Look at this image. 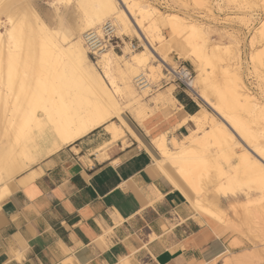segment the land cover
Instances as JSON below:
<instances>
[{
  "label": "bare ground",
  "instance_id": "bare-ground-1",
  "mask_svg": "<svg viewBox=\"0 0 264 264\" xmlns=\"http://www.w3.org/2000/svg\"><path fill=\"white\" fill-rule=\"evenodd\" d=\"M30 1L0 0V19L4 17L7 20L5 29V26L3 27L0 23V27L4 29L3 33L0 32V131L5 138L4 141H0V202L14 188L11 184V178L30 166L37 158L35 157L36 153L40 152L44 156L53 154L63 147L72 145L78 139L104 124V129L110 136L106 146L122 139L125 133L124 129L129 131V128L121 118L123 109L118 108L114 112L111 111L112 107L109 102L111 94L115 93L120 96L124 92L128 97L134 98L135 93L130 80L136 82L140 79H143L144 84L138 89L141 92L147 91L152 82L149 81L148 77L154 80L152 76L155 75L158 78L160 74L159 65L154 67L148 65L150 56H155V58L157 56L161 66L167 59L162 55H156L153 49L154 41L164 43V46L169 48L180 36H182L181 40L177 43L179 46H185L188 49V53L184 57L194 66L196 73V76L188 84L189 90L219 116L231 128L233 133L245 145L247 143L250 148L248 146L246 147L247 150L245 148V152H242L241 155H235L232 134L222 122L215 121L200 106V109L193 116L186 117L177 126V128L181 127L187 120H190L194 125V129L188 135H185L181 142L174 139L169 141L176 151L169 150L165 135L152 141V145L160 157L156 162L158 170L170 182L172 187L182 194L193 212L197 213L210 226H218L222 220V214L217 209H212L206 197L211 189L215 190V193H221L223 197H226L225 190H228V187L232 184L231 182L236 179V174L239 175V179L248 174L259 186L261 192L264 193V106L253 99L234 70H229L228 65H220V63H223L221 62L222 59H220L216 47L211 46L205 28L184 21L174 14H162L145 0H119V5L114 0H101L98 3V9L94 10L97 12L92 13L94 15L92 19L85 14L86 18L84 17V23L80 31L83 34L87 30L98 31L101 27H97L98 22L106 18L107 20L103 23L110 21L114 25L115 34L122 37L133 31L144 47V51L132 53L124 45L125 53L123 56H118L107 50L108 46H106V50L95 54V57L98 56L99 66L103 68V75L100 79L92 75L95 80L97 78L99 82H103L105 85L106 91L104 92L103 89L104 94H102L96 83L97 80L94 81L83 66H87L82 50V47L84 48L83 34L80 39L72 43L71 48L65 45L61 46L31 7ZM193 1L195 5L211 14L210 1ZM228 1L230 3L240 2L238 4H241L246 0ZM69 2L70 0H55L54 5ZM215 5L220 10L221 4L215 1ZM126 12L127 15L135 18L134 23L130 22ZM255 16L254 13L247 16L249 17L248 21L255 23L257 19ZM143 22H146L147 26L143 25ZM163 28L168 32L169 39L163 36ZM260 29H257V31ZM257 37L260 43L264 42L263 31H258ZM66 38L65 35H62L60 41L65 44ZM36 41L44 46L45 50L51 51V48H55L52 51L53 54L51 52L53 59L48 56L50 60L52 59L51 62L54 63L52 62L53 65L50 64L52 66L50 69H46V72L43 71L45 73L42 76L43 78L41 77L42 79H38L39 81L35 82L31 75L29 79L32 80L25 79L24 74H22L24 80L19 79L16 81L18 77L16 75L19 73V63L25 62L24 64H28L31 62L30 50L32 44ZM19 44L22 46H19ZM46 53L49 55V52ZM261 55L264 57V50ZM60 56L69 57L71 64L89 84L87 98H84L82 102L76 100L75 95L70 100L71 102L66 100V93H64L59 81L63 78H72L75 73L73 71L67 73L61 69L56 70L59 64L56 59L59 61ZM48 57H46L47 60ZM256 61H258L257 58ZM206 66H210V70H207ZM22 71L24 72V70ZM52 73L53 77L50 82ZM116 76L120 79L121 85L116 84ZM195 82L197 86H195ZM195 87L198 88V91L195 90ZM139 103L138 105H141ZM163 107L164 110L168 109L175 112L180 110L173 96H170L167 105ZM226 110L231 112L244 111L255 121V125L251 127L252 125H249L242 118V120H238L240 117L234 116L233 119H228L224 113ZM130 112L133 113L134 111ZM137 112H135V117L139 121L138 124L142 125L145 117ZM113 116L117 118V122L106 124ZM226 120H229V123L233 126L231 127ZM25 124L33 127L35 132L31 134L27 132L24 136L23 130L27 128L23 126ZM206 126L207 129H205ZM211 144L216 147V156L223 159L226 168L205 154ZM248 150L254 157H250L251 154L248 153ZM231 158L234 159L231 160ZM223 179L229 181L227 187L222 185L221 181ZM234 184L236 183H233V187H235ZM231 196L235 197V194ZM215 198L218 197L215 196ZM227 253L228 251L225 254L223 253L224 255L221 254L222 256L218 257L217 260H222L223 264H232L229 262L230 260L227 261L226 259ZM243 257L240 255L238 259L233 260V263L241 264L245 262V257ZM217 260L208 264H214Z\"/></svg>",
  "mask_w": 264,
  "mask_h": 264
},
{
  "label": "crops",
  "instance_id": "crops-1",
  "mask_svg": "<svg viewBox=\"0 0 264 264\" xmlns=\"http://www.w3.org/2000/svg\"><path fill=\"white\" fill-rule=\"evenodd\" d=\"M57 68L75 73L59 81L66 100L87 98L89 84L75 67ZM174 99L180 110L163 108L168 122L156 117L141 127L122 118L129 131L107 146L104 124L15 174L0 202V264H208L230 252V240L218 235L224 225L193 212L156 165L146 129L175 125L176 139L194 128L190 120L177 126L198 104L184 92Z\"/></svg>",
  "mask_w": 264,
  "mask_h": 264
},
{
  "label": "rangeland",
  "instance_id": "rangeland-1",
  "mask_svg": "<svg viewBox=\"0 0 264 264\" xmlns=\"http://www.w3.org/2000/svg\"><path fill=\"white\" fill-rule=\"evenodd\" d=\"M100 1L101 0H70L69 3L54 5L55 0H31L29 4L35 10L40 20L48 27L51 35L54 36L56 42L61 46L65 45L66 47L71 48L72 43L80 39L83 34V32L80 31V28L82 27L84 19L86 18L85 14H87L92 19V17L94 16L92 15V13L97 12L94 10L98 9V3ZM114 1L118 2L119 5V0ZM145 1H147L148 4L156 8L162 14H174L181 17L184 21H189L195 23L203 29L205 28V30H207L208 40H210L211 46L216 47L220 59H222L221 62L223 63H220V65H228V67L230 68L229 70H234L235 73L238 74L239 78L241 79L253 99L264 106V66L262 67L261 65H264V57L263 55H261L262 51L264 50V42L260 43L257 37L258 31L261 30L264 32V0H246L244 2L245 4H238L240 2L230 3L229 1L227 2V0H215L216 2H219L221 4L220 10L217 9L214 0H207L210 1L211 14L207 13L201 7L195 5V2L193 0ZM253 13L256 15L255 18L257 17V19L255 23H250L248 21L249 17L247 16L252 15ZM127 16L130 18V22L134 23L133 21H135V18L129 15ZM105 20L107 19H101L98 22L99 24L97 25V27L99 28V26H101ZM244 21L247 22L245 23ZM0 23L3 25V27L5 26L4 29L7 27L6 18L3 17L2 19H0ZM143 25L147 26L146 22H143ZM3 27H0L1 33L4 32ZM259 28L261 29L257 31V29ZM162 33L166 39H169V34L168 32H166L165 28L162 29ZM62 35H65L67 37L65 44L60 41ZM181 37L182 36L177 37V39L175 40L176 42L174 41L173 45L169 48H166L164 46V43H158L157 41H154L155 43L153 49L156 55H162L167 58H165V63L161 66L158 62L157 56L156 58L155 56H150L148 65L150 67L158 65L160 66L159 77L156 78L155 75L152 76L154 77V80L148 77L149 81L152 82L150 83L149 89L145 92H141L140 90H138V88H136L135 82L130 80V84L135 93L134 98L130 96L128 97L124 92H122L120 96L112 93L109 100V102L111 103L112 112H114L115 109L117 110L118 108H121L123 109L121 118H123L127 123L133 122L136 124H138L139 121H137L138 119L135 117V112H140L145 117L143 124H138L141 127H145L149 123L150 119L156 117H159L164 122H168V120H170L171 115L164 114L163 106L167 105V100L170 99V96L175 97L176 94L183 92V89L177 86L175 83L169 81L167 73L171 68H175L176 66L183 64L189 69L193 78L196 76L194 66L184 57V55L188 53V49L185 46H179L177 43V41L181 40ZM124 45H126L128 51L130 50L132 53L144 51L143 44L138 40L133 31L122 37H119L117 34H115L113 39L110 41L107 50L114 53L115 55L123 56V54L125 53ZM19 46L22 45L19 44ZM84 48L82 47V50L84 53L85 63H87L88 66V68H86L87 66L83 65L85 67V71L89 75L93 74L95 77L100 79L103 75V68L98 64V56L93 57L89 55L87 51H85L86 49L84 50ZM53 50H55V48H51V51H48L47 49L45 50V47L39 44L37 41L36 43H33L30 50L32 56L31 62L28 64H24L25 62L19 63L18 61L20 67L15 66L19 67V73L16 75L18 76L16 81H18L19 79H23V76L25 77V79H29L30 75L31 78H34L33 80L35 82L42 79V76L46 72V69H50L53 65V61L51 62V60L53 59ZM46 52H49V55ZM48 56H50V58L52 57V59L50 60ZM46 57H48V60ZM65 57L60 56V58H62L63 60L58 57L59 61H57L56 59V62L60 64L59 65L57 63L58 67H65V65L71 66V62L68 59L69 57ZM168 58H170L171 60H168ZM256 58L259 62L256 61ZM15 64L17 65L16 61ZM206 69L210 70V66H206ZM22 70H24V72ZM44 70L45 72H43ZM22 74L24 75L22 76ZM149 75L151 76V74ZM31 78L29 80H32ZM115 82L117 85H121V81L118 76H116ZM96 83L102 94H104L106 90L104 88L105 85L103 84V82H99L97 80ZM195 86H197L196 82ZM195 90L198 91V88L195 87ZM184 92L190 99L198 104V110L201 106L215 119V121L219 123L222 122L226 126V129L232 134V142L235 146L233 147L235 155L239 156L242 154V152H245V148L249 146L247 143L245 145V143H243L239 139V137H237V135L233 133L231 128H229V126L225 124V122H223V120H221V118H219V116H217L201 100L195 97L190 90H184ZM135 98L139 101H136ZM138 103L141 105H138ZM133 107L136 108L134 109ZM130 111L134 112L131 113ZM224 113L225 116L228 117V119H233L234 116L240 117L238 120L243 119L249 125H252L251 127L255 125V121L244 111L236 110L231 112L226 110L224 111ZM112 118H114L113 121L117 122L116 117L113 116ZM226 121L229 123V120ZM23 126L27 127L25 128L26 130H23V132L25 133L24 136L27 134V132L30 134L35 132L34 128L29 126V124H25ZM207 128L208 127L206 126L205 129ZM190 129V127L187 128L185 132H182L181 135L176 138L179 141H177L173 137L175 125L171 127V130L160 134L153 133V131L146 129V134L150 137L151 144L153 140L162 136V134L165 135L169 150L176 151L175 148H172L169 141L171 139H174L177 142H181L183 136L189 134ZM100 130L103 129H98V131ZM0 136V141H4L5 138L1 135V131ZM169 137L170 139L168 141ZM248 153L251 154L250 157H254L253 154L249 152V150ZM205 154L209 155L212 160L226 168L223 159H220L216 156V147L213 144L209 146ZM36 155L35 157L37 158H35V161H33L27 169H23L20 173H18L16 175V178H18L25 171L30 169L33 164H36V162L44 157V155L40 152L36 153ZM233 159L234 158H231V160ZM237 175L238 174H236V179H234L233 182L230 181L232 184L228 187V190H225L226 197H223L221 193H215V190L212 189L206 194V197L208 199V202H210L212 209H217V211L222 214L221 224L224 225L225 232H220L219 235L230 240L229 246L230 248H232V250L230 252L228 251L227 253V261L230 260V263L235 264L233 263V260L238 259L241 255L245 257V262L241 264H264V193L261 192L259 186L253 181L251 177H249L248 174L244 175L242 178L240 177V179L238 178L239 175ZM225 180L226 179H223L221 183L224 187H227L229 185V181ZM233 183H236L234 184L235 187H233ZM234 194L237 198L231 196ZM215 196H217L218 198H215ZM232 197H234L235 199H230ZM223 263L224 262H222V260L220 261V259H218L214 264Z\"/></svg>",
  "mask_w": 264,
  "mask_h": 264
},
{
  "label": "built area",
  "instance_id": "built-area-1",
  "mask_svg": "<svg viewBox=\"0 0 264 264\" xmlns=\"http://www.w3.org/2000/svg\"><path fill=\"white\" fill-rule=\"evenodd\" d=\"M114 35L115 28L110 21L103 23L98 31L86 32L83 34V43L87 53L95 57L96 53L106 50L105 47L109 46V43L113 39ZM167 74L168 80L181 87L183 92L184 90H189L188 84L192 81L193 76L189 69L183 64L176 66L175 68H171ZM143 84V79L135 82L136 88L142 86Z\"/></svg>",
  "mask_w": 264,
  "mask_h": 264
},
{
  "label": "trees",
  "instance_id": "trees-1",
  "mask_svg": "<svg viewBox=\"0 0 264 264\" xmlns=\"http://www.w3.org/2000/svg\"><path fill=\"white\" fill-rule=\"evenodd\" d=\"M186 97V96H185ZM187 98V97H186ZM129 124V123H128ZM130 125V124H129Z\"/></svg>",
  "mask_w": 264,
  "mask_h": 264
}]
</instances>
